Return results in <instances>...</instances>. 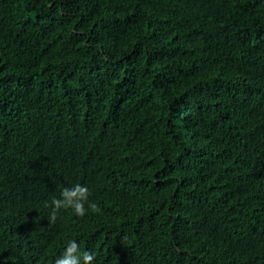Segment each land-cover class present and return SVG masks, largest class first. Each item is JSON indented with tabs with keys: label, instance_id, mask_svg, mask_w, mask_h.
<instances>
[{
	"label": "trees",
	"instance_id": "16d2710c",
	"mask_svg": "<svg viewBox=\"0 0 264 264\" xmlns=\"http://www.w3.org/2000/svg\"><path fill=\"white\" fill-rule=\"evenodd\" d=\"M84 184L99 212L48 207ZM264 264V0H0V264Z\"/></svg>",
	"mask_w": 264,
	"mask_h": 264
},
{
	"label": "clouds",
	"instance_id": "9594fccd",
	"mask_svg": "<svg viewBox=\"0 0 264 264\" xmlns=\"http://www.w3.org/2000/svg\"><path fill=\"white\" fill-rule=\"evenodd\" d=\"M90 189L84 184H74L71 187L63 188L60 196L53 198L48 207L51 209L50 220L55 221L61 210H70L77 217L83 218L89 209L99 212V207L89 198ZM96 254L91 251L80 250V245L75 239L66 242L63 253L56 258L55 264H94Z\"/></svg>",
	"mask_w": 264,
	"mask_h": 264
}]
</instances>
